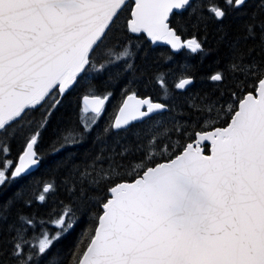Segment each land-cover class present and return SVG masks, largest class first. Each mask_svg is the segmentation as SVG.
I'll return each mask as SVG.
<instances>
[{"label": "snow or ice", "instance_id": "snow-or-ice-1", "mask_svg": "<svg viewBox=\"0 0 264 264\" xmlns=\"http://www.w3.org/2000/svg\"><path fill=\"white\" fill-rule=\"evenodd\" d=\"M129 7L128 0H0V187L40 164L36 146L64 97L81 81L94 93L90 71L118 63L125 71L132 68V41L123 48L112 43L121 39L117 34ZM248 7L249 0H223V5L209 0L206 9L202 0H134L128 33L193 54L204 50L207 37L182 39L178 29L186 32L188 24L178 19L172 27L173 10H189L193 29L208 19L222 25L232 12L246 17L236 34L219 29L217 43L226 47L228 62L209 77L219 97L202 98L200 104L192 98L188 106L199 115L189 123L177 118L182 112L165 122L167 103L135 91L127 95L114 120L97 133L99 153L82 164L69 159L58 165L67 168L64 183L72 198L58 218L37 221L17 213L10 221L17 203L31 204L23 189L0 203V264H264V0H254L251 11ZM97 58L104 61L99 67ZM156 79L167 93L163 76ZM192 82L181 78L175 88ZM245 88L255 94L233 90ZM111 95H84L83 131L65 130L53 141L52 153L80 143ZM226 95L232 102L225 106L220 100ZM221 122L226 126H215ZM198 126L212 130L194 131ZM113 133L114 146L105 156ZM193 134V142L181 143L180 137L191 140ZM129 135L134 144L124 142ZM17 138L24 141L23 151L17 160L8 159ZM202 141L211 142L210 155ZM138 154L140 159L125 164L126 156ZM158 156L163 162H155ZM54 189L45 183L35 199L44 202ZM93 206L98 211L73 245L52 252L78 223L77 207ZM46 225L55 226V233Z\"/></svg>", "mask_w": 264, "mask_h": 264}, {"label": "trees", "instance_id": "trees-1", "mask_svg": "<svg viewBox=\"0 0 264 264\" xmlns=\"http://www.w3.org/2000/svg\"><path fill=\"white\" fill-rule=\"evenodd\" d=\"M223 5V0H217ZM129 11L126 17L121 21L124 25L123 31L117 35L121 36V39L113 40L112 43H118L121 48L128 45L129 40L132 41V51L135 53L134 59L131 61L132 68L124 70V64L118 63L114 66H108L100 72L90 71L89 80L95 85L94 93L88 91L85 86V82L81 81V84L71 90L63 99V103L52 114L48 121L47 127L43 130L39 143L36 146L37 152L42 156L41 162L30 175H25L22 179H19L10 185L0 187V203L12 198L21 189L24 190V199L31 200V204H24L23 202L17 203L12 209V215L9 220L15 219L17 213L25 216H33L37 221L49 220L58 218L59 214L63 211V205L69 204L72 200L70 194L67 192V186L64 183L65 176L67 174V168L61 165V162H66L71 159L72 163L82 164L85 161H91L100 151L101 144L96 143L97 133H99L106 124L114 120L115 115L123 102V99L133 91L136 92L138 97H150L153 102L167 103L170 110L163 113V119L168 122L169 119L176 113H184L177 118L181 121H191L199 115L190 108L189 101L192 98L195 99V103L200 104L202 98L207 97L208 100H217L219 97V91L214 82L209 77L220 70H224L227 64V49L223 44H218V36L220 35L219 29L223 28L229 32L230 35L236 34L240 31L239 25L246 19V17H237L235 12L230 13L223 21V24H218L214 20L208 19L203 22L198 29L191 27V21H189V10H181L178 13H173L170 16V22L172 27H177V20H182L188 24L187 31L181 32L178 29V34L182 36V39H189L195 35L198 39H207L203 43V51L198 53H190L187 49H183L177 53L172 52L166 46H154L146 40L143 34L132 35L126 30V20L129 18L131 2L129 1ZM205 9L209 4V0H202ZM254 0H249L248 11L252 10ZM208 15L205 10L203 13ZM195 20L196 17L191 18ZM206 23V28L204 24ZM141 46L136 48V44ZM147 53V55H145ZM103 59L97 58V67L100 63H103ZM163 76L165 80V86L167 93L162 91L161 86L157 82L158 76ZM191 77L193 82L186 90H178L175 88L176 83L181 78ZM238 95L246 94L247 91H255L254 88H245L244 92H240L237 89ZM112 93L111 98L106 102L105 110L102 113L101 118L92 131L84 136V138L78 144H74L62 149L59 153H52L53 141L58 136L63 134L67 129H74L76 131H83L80 126L81 116V99L86 94L101 95ZM204 102H207L205 100ZM232 102L230 95L224 96L220 100V104L225 106ZM238 104V101H236ZM38 116L39 113L37 112ZM153 119H159L154 117ZM145 123H148L147 121ZM203 123V120H201ZM144 124H135V128H143ZM215 126H226V122L217 123ZM208 128H200L199 126L194 131L209 130ZM121 136L124 134L121 133ZM115 134L109 135L107 138V148L104 155L107 156L114 146ZM176 139L173 134V140ZM195 139L193 134L191 140L180 137L182 144H187ZM132 141L131 135L128 136L127 143ZM133 144L135 141H132ZM24 141L20 138L12 140L11 142V154L8 159L17 160L20 153L23 151ZM55 146H59L58 144ZM204 152H208V147H204ZM116 151L119 152L120 148L116 145ZM119 159V158H117ZM140 155L126 156L124 158L125 164L130 160H138ZM155 162H163L160 157H157ZM107 160L103 162V167H107ZM10 176V171L7 173ZM135 176H125V179L132 180ZM45 183H53L55 189L53 192L46 194V200L40 202L35 199L38 197L43 189ZM103 187V186H102ZM75 206V205H74ZM98 209L93 206L87 210H82L77 207L76 215L79 217L78 223L71 229L62 239L56 242L52 247V252L57 250H66L70 248L76 241L77 236L81 233V230L90 223V216L93 212H97ZM55 212V216L51 214ZM52 233H55L56 228L53 225H46ZM39 232V227L36 228ZM31 235V230H29ZM86 247V244L84 245ZM51 255V252L49 253ZM43 264V261H40Z\"/></svg>", "mask_w": 264, "mask_h": 264}, {"label": "water", "instance_id": "water-1", "mask_svg": "<svg viewBox=\"0 0 264 264\" xmlns=\"http://www.w3.org/2000/svg\"><path fill=\"white\" fill-rule=\"evenodd\" d=\"M131 2V6H134V0H128V2ZM131 9V8H130ZM181 10H173V13H178V12H180ZM129 18H130V13H129ZM130 34H132V33H130ZM141 34H143V33H141ZM132 35H140V34H132ZM144 36H145V38H146V40L151 44V46L152 47H154V46H166V47H168L172 52H174V53H177V52H179V51H174V50H172L171 49V46L170 45H166V44H164L163 42H157L156 44H152V42L150 41V40H148L147 39V37H146V34H143ZM181 51V50H180ZM192 84V83H191ZM190 84V85H191ZM189 87V85L188 86H186V88L185 89H178V90H181V91H183V90H186L187 88ZM253 94H255V91L253 92ZM148 97V96H147ZM141 98V97H140ZM145 98V97H144ZM122 105V104H121ZM120 105V106H121ZM82 106H83V101H82V99H81V108H82ZM118 112H119V109H118V111H117V113H116V115L118 114ZM212 129H209V130H206V131H211ZM195 140V139H194ZM193 140V141H194ZM192 141V142H193ZM202 143V147L204 148L205 146H207L208 147V152L207 153H205L204 152V154H206V155H210L211 154V142L210 141H202L201 142ZM18 159V158H17ZM38 166H36L32 171H31V173L33 172V171H35L36 170V168H37Z\"/></svg>", "mask_w": 264, "mask_h": 264}, {"label": "rangeland", "instance_id": "rangeland-1", "mask_svg": "<svg viewBox=\"0 0 264 264\" xmlns=\"http://www.w3.org/2000/svg\"><path fill=\"white\" fill-rule=\"evenodd\" d=\"M89 116H91V114H89ZM14 167V166H13Z\"/></svg>", "mask_w": 264, "mask_h": 264}]
</instances>
